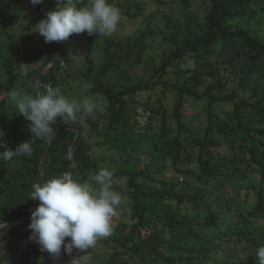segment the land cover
<instances>
[{
	"label": "trees",
	"instance_id": "obj_1",
	"mask_svg": "<svg viewBox=\"0 0 264 264\" xmlns=\"http://www.w3.org/2000/svg\"><path fill=\"white\" fill-rule=\"evenodd\" d=\"M151 1L155 4L167 2ZM184 1L187 4L190 2ZM204 1L209 2L211 8L206 14L205 25L201 26V33L188 35L182 42L176 35L170 36L175 47L161 61L156 79L149 78L131 84L104 79L108 71L119 67L120 62L128 61L135 52L140 55V51L136 50L137 44L106 40L103 67L99 72L101 77L95 78L94 47L101 35L82 33L87 43L82 69L75 68L73 35L66 40L62 59L55 63L48 74L42 75L43 83H50L51 88H57L69 83L72 78L83 77L92 92L106 96L105 110L97 108L91 117L78 122L81 140L75 149L71 145L76 138V131L68 128L63 118H58L53 125L55 136L50 143L39 139V144L31 142V156L14 157L8 161L0 158V199L5 202V209H9L5 220L22 218L38 206V201L30 199L35 183H42L65 172L80 183H90L92 177L105 168L93 154V146L103 145L129 156L120 169L114 172V180L124 179L119 185L130 191L133 221L129 235L101 238L97 244L120 245L126 250H133L140 257L137 264H257L256 250L264 245V234L257 236L254 233V220H264V0ZM63 2L44 0L46 11ZM109 2L116 6L113 0ZM65 3L86 7L90 0H65ZM39 11L41 20L45 15L40 7ZM0 25L6 27L2 12ZM254 25L262 26L259 32H252L251 27ZM61 49V42L49 43L47 61L50 63ZM215 52L222 60H228L232 73L240 80L245 91L253 86L250 98L236 93L219 94L224 83L218 65L206 59ZM8 53L5 60L7 83H0V94H5L1 100L0 127L6 133L10 149H14L26 140L22 141L17 136L6 111V102L15 80L22 75L13 71L15 49L9 47ZM191 53L204 59V63L189 74L183 83H174L165 77ZM36 74L34 72L35 77H32L34 81ZM252 75L254 78H251ZM158 86L162 96H158L159 105L155 108L150 101L144 102L139 94L153 91ZM169 90L176 91L177 95L173 127L168 124L167 112L161 103ZM35 91L37 95L38 90ZM46 91L45 86H40L41 94ZM189 98H207L208 126L200 138L194 136L184 120V103ZM220 102H234L238 111L230 130L222 125L221 117L212 111ZM241 107L252 113L254 119L242 114L239 111ZM158 116H161V126L155 134L153 120ZM69 123L76 125V121ZM215 128L225 133L228 139L222 152L214 150L220 147L213 135ZM184 134H189L194 147H197L199 170L180 167L178 171L186 177L195 178L199 183H204L216 174L219 183L214 188L201 189L187 183L180 185L179 181H167L162 178L163 166L158 160L148 163L144 168L138 166L141 161L140 150L146 145L153 147L157 159L170 157L176 166L184 162V156L190 161L192 155L182 139ZM92 135L95 137L94 143L89 140ZM46 150V155L42 156ZM70 151L74 152L72 160ZM206 154H214L212 157L217 160L207 158ZM119 185L114 183L117 192ZM176 187L179 188L176 190ZM242 187L255 192V206L246 213L238 207L235 195L231 194ZM175 202H179V205ZM29 224L30 219L4 230L0 243L16 237L29 239ZM119 225L126 230L124 224ZM135 235L139 237L138 243L131 242L130 236ZM193 239L198 241V246L188 245ZM239 245L243 246L247 256H238L232 251ZM41 252L37 247L23 253L18 264H31L32 256ZM221 257L224 259L220 262ZM110 264L135 263L117 254Z\"/></svg>",
	"mask_w": 264,
	"mask_h": 264
},
{
	"label": "rangeland",
	"instance_id": "obj_2",
	"mask_svg": "<svg viewBox=\"0 0 264 264\" xmlns=\"http://www.w3.org/2000/svg\"><path fill=\"white\" fill-rule=\"evenodd\" d=\"M113 1L116 3V6L120 8L122 13V19L118 26L119 31L112 36L101 35L96 41L94 47V72L96 73L95 78L101 77L99 72L103 67V53L106 40L113 39L116 41H123V43L126 42L127 44H137L138 47L136 50L140 51V55L135 52L128 61L120 62L118 68L108 71L104 76V79L107 81L113 79L122 84H131L135 81L149 78L156 79L157 69L161 61L175 47V43L170 36L176 35L179 37L180 42H182L188 35L195 36L201 33V26L205 25L206 14L211 8V4L204 0H190L188 4L184 0H167L166 4H155L151 0ZM89 5L90 3L88 6ZM39 7L40 4L33 6L30 0H0V12H2L6 22L5 28L0 25V83H7L5 60L9 56V47L15 49L16 54L14 73L22 75V72H27V75H22V77L15 80L8 95L11 91L15 90L23 94L36 96V79L34 81L32 78L35 77L34 72L38 73L42 68L44 69L43 74H48L49 72L45 68L49 63L47 61L49 43H46L44 38L38 32L34 31L35 24L40 21L41 17ZM262 15L264 16V14ZM261 27L260 25L252 26V32H259ZM262 33L264 34V29ZM72 38L74 44L73 58L75 68L82 69L84 68L87 43L83 40L82 33L73 34ZM139 46L142 48L141 50H139ZM206 59L210 62H216L218 65L219 73L224 83L223 88L219 90L220 95L236 93L246 98L252 96L253 86L250 87L248 91L242 88L243 85L240 84V80L232 73L227 59L222 60L217 52L211 53ZM203 63L204 59L197 58L194 53L187 54L184 57L183 63L179 67H175V69L171 68L173 70L165 77L169 78L171 82L183 83L186 77L192 74ZM251 78H254V75H252ZM33 83L35 85H33ZM57 88L63 95L69 98L78 100L93 98L97 102V108L101 111L105 110L107 104L106 96L92 92L88 84L83 80V77L72 78L69 83ZM4 96L5 94H0V110L1 100ZM158 96H162L159 86L153 91H145L139 94V97L144 102L150 101L155 108L159 105ZM176 96V91L169 90L161 100L167 112V122L171 127L175 124L173 109L177 104ZM236 101H238V98H236ZM207 109V98H189L184 103V120L189 125L190 130L196 138L203 137L205 134V130L208 126ZM6 111L17 136L22 141H36L39 144V139H42L45 143L49 142L48 139L31 136L32 134L29 130L30 122L27 121L22 114H19L16 104L11 102L8 98L6 102ZM212 111L221 117L222 125L230 130L232 124L236 121V113L238 112L234 102H220L212 108ZM239 111L248 118L254 119L253 114L248 110L241 107ZM153 126V133H158L161 126V116L154 118ZM0 130L4 132L3 137H0V140H2L0 141V154H2L5 149L10 147L4 129L0 127ZM213 135L220 145L219 148H215L214 150L217 152L224 151L225 145L228 142L225 133L215 128V130H213ZM182 139L186 143L189 153L192 155L190 161H187V156H184V162L176 166L173 164V160L170 157L157 159L153 147L151 145H146L140 150L141 161L138 162V166L144 168L148 163L158 160L163 166L162 178L165 180L170 182L179 181L180 185L187 183L198 186L201 189L214 188V185L219 183L216 174L213 178L206 179L204 183H199L195 178L186 177L178 171L180 167L192 168L196 171L199 170V163L196 158L197 147H194L195 144L192 142L189 134H184ZM89 140L94 143V135L89 137ZM93 154L97 157L101 166L111 170L113 173L118 171L120 166L129 159L126 153L110 149L103 145L93 146ZM212 155L206 154V157L216 161L217 159L212 157ZM219 166L224 168L222 163H219ZM123 181L124 179L118 180V185ZM90 183H92V181ZM118 188V192L122 194L123 203L117 215L113 218L112 223L114 228L111 236L129 235V229L133 221L130 209L132 202L130 191L122 185H119ZM178 188L179 187H176V190ZM231 194L235 195L234 200L238 202V207L244 213L255 206L254 191L246 190L242 187L239 191H236V193L231 192ZM4 203L5 202L0 199V221L4 220L3 222L10 225V221L12 220H5L9 215V209H5ZM175 204L179 205V202H175ZM226 217L229 218L228 215ZM254 221V233L257 236H262V234H264V220ZM119 224H124L126 230H123ZM130 238L132 243H138L139 241L137 235L130 236ZM188 245L198 246L199 243L197 240L193 239ZM37 247L40 249V246L36 242L22 237H16L12 240H3L0 243V264H18L22 260L23 253ZM232 251L238 253V256L246 255L243 246L240 245L239 247H234ZM117 254H119L121 258L132 261L135 264L140 262V257L133 250H126L120 245L110 246L109 244L101 243L96 244L94 248H90L86 252L74 248L71 254L65 253L62 248L61 255L58 258L52 257L47 252H41L40 254L32 256L30 263L71 264L73 259L74 264H110ZM222 259L224 258L221 257L220 262ZM230 259L233 260V256L230 255Z\"/></svg>",
	"mask_w": 264,
	"mask_h": 264
},
{
	"label": "clouds",
	"instance_id": "obj_3",
	"mask_svg": "<svg viewBox=\"0 0 264 264\" xmlns=\"http://www.w3.org/2000/svg\"><path fill=\"white\" fill-rule=\"evenodd\" d=\"M33 6L42 0H30ZM49 10L45 18L35 24V30L46 43L63 42L73 34L112 36L119 31L122 13L109 0H91L90 5L58 4ZM27 75V72H22ZM8 99L14 102L24 118L30 122L31 136L51 140L55 136L53 125L58 118L65 122L91 117L97 110L93 98L78 100L63 95L58 88H49L36 96L11 91ZM4 132L0 130V137ZM2 141V140H0ZM32 143H19L14 149L7 148L0 158L5 161L14 157L31 156ZM114 173L100 169L92 183H80L70 173L35 183L30 199L38 201L31 210L29 239L40 246L42 252L58 258L61 251L71 254L73 249L86 251L94 248L97 241L112 235L113 218L123 203L121 193L114 190ZM9 225L0 221V240ZM257 264H264V245L256 250ZM71 264H74L72 259Z\"/></svg>",
	"mask_w": 264,
	"mask_h": 264
},
{
	"label": "water",
	"instance_id": "obj_4",
	"mask_svg": "<svg viewBox=\"0 0 264 264\" xmlns=\"http://www.w3.org/2000/svg\"><path fill=\"white\" fill-rule=\"evenodd\" d=\"M40 9H41L42 13L46 16L47 11H46V8H45L44 0H42V3H40ZM61 43H62V49H61L60 53L50 63H48L45 66V68L48 71H50V69L55 65V63L57 61L61 60L62 57H63V55H64V46H65L66 40L63 41V42H61ZM43 73H44V69L42 68L38 72V74L36 76V87H37V90H38V95L41 94V92H40V86H42V85L45 86L46 90L49 89V88H51L50 83L49 84L43 83L42 78H41L42 75H43ZM65 123L67 124L68 128L76 131V138H75L73 144L71 145V148L75 149L78 146V143L81 140V135H80L79 127H78V122H76V125L75 126H72L69 122H65ZM49 143H50V140H49ZM46 153H47V150L43 153L42 156H45ZM73 157H74V152H71L70 151V158H71V160L73 159ZM41 164H42V159H41ZM71 167L72 168L74 167L73 163H72ZM30 216H31V213L28 214V215H26V216H24V217H22V218H19V219H15V220L10 221V225H9L8 228L18 226L19 224H21V223L29 220L30 219Z\"/></svg>",
	"mask_w": 264,
	"mask_h": 264
},
{
	"label": "bare ground",
	"instance_id": "obj_5",
	"mask_svg": "<svg viewBox=\"0 0 264 264\" xmlns=\"http://www.w3.org/2000/svg\"><path fill=\"white\" fill-rule=\"evenodd\" d=\"M71 152H73V151H71Z\"/></svg>",
	"mask_w": 264,
	"mask_h": 264
}]
</instances>
